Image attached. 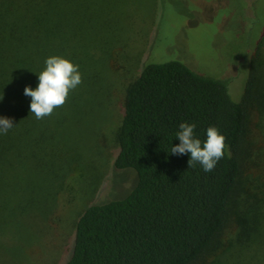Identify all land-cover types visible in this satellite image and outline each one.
Wrapping results in <instances>:
<instances>
[{
    "label": "trees",
    "instance_id": "obj_1",
    "mask_svg": "<svg viewBox=\"0 0 264 264\" xmlns=\"http://www.w3.org/2000/svg\"><path fill=\"white\" fill-rule=\"evenodd\" d=\"M98 2L0 0V117L16 125L0 134V243L9 232L36 231L70 176L77 183L72 172L91 147L85 139L92 109L107 101L97 69L113 53ZM50 56L78 64L82 83L38 120L24 90L36 89ZM141 71L125 93L113 159L117 168L136 169L139 182L123 199L89 203L76 221L66 264H193L228 227L235 229L234 254L216 264H264V190L244 193L239 158L248 144L245 104L264 102V71L248 77L242 103L226 80L179 60ZM183 122L196 124L201 141L210 126L226 137L213 171L198 163L189 168L190 153H170ZM231 216L238 218L233 225Z\"/></svg>",
    "mask_w": 264,
    "mask_h": 264
},
{
    "label": "rangeland",
    "instance_id": "obj_2",
    "mask_svg": "<svg viewBox=\"0 0 264 264\" xmlns=\"http://www.w3.org/2000/svg\"><path fill=\"white\" fill-rule=\"evenodd\" d=\"M98 6L107 14L102 22L113 53L97 69V87L107 101L92 109L94 130L85 139L91 147L85 149L83 165L72 172L77 183L70 176L36 231L9 232L3 238L0 264H66L76 221L89 203L123 199L136 188L137 170L114 165L116 131L126 90L148 63L179 60L198 73L226 80L231 97L241 103L248 77L264 71V0H99ZM245 108L248 144L239 153L244 193L264 190V102L251 101ZM231 219L233 225L238 218ZM229 228L205 259L193 264H216L231 255L235 229Z\"/></svg>",
    "mask_w": 264,
    "mask_h": 264
},
{
    "label": "clouds",
    "instance_id": "obj_3",
    "mask_svg": "<svg viewBox=\"0 0 264 264\" xmlns=\"http://www.w3.org/2000/svg\"><path fill=\"white\" fill-rule=\"evenodd\" d=\"M46 68L39 73V84L34 90L28 86L24 95L31 97L30 111L36 119L51 116L54 109L65 104L70 90L82 83L79 65L62 56H50L45 61ZM13 120L0 117V134L6 135L14 128ZM196 124L183 122L179 125L176 138L180 143L171 147V154L185 155L190 153L189 168L198 163L204 172H211L224 157L227 147L226 137L215 126L206 130V140L201 141L195 135Z\"/></svg>",
    "mask_w": 264,
    "mask_h": 264
}]
</instances>
